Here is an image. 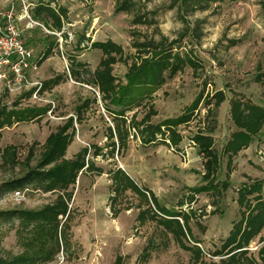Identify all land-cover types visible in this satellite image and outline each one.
<instances>
[{"label": "rangeland", "instance_id": "obj_1", "mask_svg": "<svg viewBox=\"0 0 264 264\" xmlns=\"http://www.w3.org/2000/svg\"><path fill=\"white\" fill-rule=\"evenodd\" d=\"M45 1H51L53 7L66 8L62 30L50 31L40 23L32 32L23 30L22 37L25 42L30 38L36 40L35 45L28 46L32 60L42 57L50 42L54 44L52 52L38 64L36 71H27V82L19 88L8 91L1 86L0 100L8 106L15 101L19 107L49 105L50 110L39 121L4 128L0 146L15 145L21 160L33 148L37 158L48 134L68 116L75 119L76 108L88 101L82 121L74 123L75 136L67 156L84 146L89 147L90 154L94 145L103 147L102 155L94 160L104 169L101 175L84 173L77 179L71 201V249L51 264H112L118 254L124 257V264H192L191 253L181 249L172 235L165 233L155 221L139 223V199L135 194L127 191L111 202L109 171L115 167L125 170L141 188L153 192L165 208L194 212L190 216L192 235L209 258L208 252L219 246L240 218L238 189L264 179V128L231 163L222 154L224 144L236 129L229 115L230 100L238 95L264 106L262 0H223L204 8L180 7L172 0H134L131 15L115 13V0ZM28 2L34 6L37 0ZM12 5L20 12L19 0H0V11H7ZM136 15L143 23L132 22ZM107 40L124 49L127 61L113 65V73L122 83L126 82L128 65L138 56L133 41L162 40L164 45L173 47V51L195 61V66L186 65L173 77L166 73V82L152 95L151 103L157 111L153 123L181 115L199 94L207 98L222 90L225 101L215 114L207 113L204 99L199 103L192 119L178 127L183 140L177 151L164 144L144 145L139 138L130 136L127 148L116 150L111 158L106 135L113 121L105 109V102L95 87L77 82L70 75L71 66L80 71L84 68L94 71L102 53L90 44ZM58 75L65 79L51 89L38 91L36 96L34 90L31 97H26V92L38 86L33 82L42 86ZM258 76L260 81H257ZM143 112V107L137 109L138 119ZM131 114L128 112L127 116ZM210 127L213 128L214 148L222 156L220 167L213 188L195 193L190 201L191 188L206 186L202 180L204 159L192 143V137L199 129ZM12 175L0 159V185ZM19 192L20 195L4 192L0 196V210L38 208L55 196L28 189ZM261 196L264 198V187ZM180 201H183L182 206H179ZM118 209L120 211L115 214ZM5 230L4 225L0 226L1 233ZM1 245L5 250H17L13 231L4 235ZM147 246H150V256L142 262L141 255ZM251 246L254 248L257 244L252 243L250 249Z\"/></svg>", "mask_w": 264, "mask_h": 264}, {"label": "trees", "instance_id": "obj_2", "mask_svg": "<svg viewBox=\"0 0 264 264\" xmlns=\"http://www.w3.org/2000/svg\"><path fill=\"white\" fill-rule=\"evenodd\" d=\"M220 1L223 0H172V3H178L180 7L204 8L210 3ZM134 7V0H115L114 12L131 15L134 13ZM261 8L264 10V0L261 1ZM30 12L34 20L55 32L62 30L63 19L67 14L65 7H53L51 1L45 0H37ZM132 22L143 23L141 17L137 15L133 16ZM24 30L34 31L33 28ZM82 41L83 39L78 42L79 46ZM35 42L36 40L32 38L27 42L23 40L27 49L28 46L35 45ZM53 45L50 42V45L46 46L38 64L49 57ZM132 45L137 49L138 56H135L128 65L125 83L119 82L113 73L115 63L127 61L124 49L111 40L91 42L90 46L102 53L94 71L85 68L80 71L71 66L70 75L77 82L95 87L101 100L105 102V109L113 121V127L107 128L106 135V139L109 140L106 146L110 147L108 155L111 158L114 157L116 150L120 152L127 148V139L130 136L139 138L144 145L164 144L177 151L183 140L178 127L192 119L203 99L207 113L215 114L225 101V94L222 90L207 98L199 94L181 115L153 123L152 118L157 111L151 103L152 95L166 82V73L168 77H173L184 66L193 67L196 63L191 57L181 56L178 51H173V47L164 45L162 40L133 41ZM141 51L143 52L139 53ZM64 79L63 75H58L45 81L39 90L40 93L51 89ZM257 81H260V76L257 77ZM34 90L35 88H32L26 92V97H31ZM146 100L149 104L145 103ZM87 102L76 108L75 119L68 116L55 131L48 134L37 158L33 148H30L28 154L21 160L15 145L0 146L2 164L13 173L0 185V196L4 192L24 189L55 195L51 201L38 208L18 207L0 210V226L6 227L4 233L0 232V264H51L60 253L70 252L71 201L76 181L84 173L97 175L104 173V169L97 166L94 160L98 155H102L103 147L94 145V150L90 154L89 147L84 146L72 156H67L68 147L75 136L74 123L82 121L84 111L88 109L84 108L87 107ZM139 107L144 109L140 119L137 117ZM49 110V105L19 107L18 101H15L8 106L0 100V140L4 128L16 123L39 121ZM128 112H132L130 117L127 116ZM229 115L236 129L224 144L222 154L227 156L228 163H231L241 151L252 144L254 138L264 128V106L236 95L230 100ZM212 131V127L207 130L199 129L192 137V143L204 159L202 180L206 182V186L191 188L190 201L195 193L213 188L220 167L222 156L214 148ZM109 177L111 202L124 196L127 191L135 194L139 199L137 215L139 223L155 221L165 233L172 235L181 249L191 253L192 264H264V198L261 196L264 179L255 180L238 189L240 218L232 225L219 246L208 252L207 258L205 251L197 245L200 243L199 240L192 235L190 216L194 212L181 208L178 210L165 208L158 202L153 192L141 188L122 168L111 169ZM215 190L218 191L217 188ZM182 204L183 201H180L179 206ZM119 211L115 210V214ZM10 231L14 233L16 251L5 250L1 245L4 235ZM254 242L257 248L253 251L250 245ZM150 244L152 245V241ZM149 247L147 246L141 255L142 262L150 256ZM112 264H124V257L116 255Z\"/></svg>", "mask_w": 264, "mask_h": 264}, {"label": "built area", "instance_id": "obj_3", "mask_svg": "<svg viewBox=\"0 0 264 264\" xmlns=\"http://www.w3.org/2000/svg\"><path fill=\"white\" fill-rule=\"evenodd\" d=\"M19 1L20 12L15 10L14 5L7 11H0V87L4 86L8 91H13L19 88L20 84L27 82V70L36 71L41 58L40 56L36 61L32 60L33 56L22 40L24 29L41 24L32 17L30 12L32 4L28 0ZM33 85H38L33 93L36 96L41 85L39 82H33ZM14 194L20 195V192L15 191ZM252 247L251 249L257 248V246ZM58 258H63L62 253Z\"/></svg>", "mask_w": 264, "mask_h": 264}, {"label": "crops", "instance_id": "obj_4", "mask_svg": "<svg viewBox=\"0 0 264 264\" xmlns=\"http://www.w3.org/2000/svg\"><path fill=\"white\" fill-rule=\"evenodd\" d=\"M243 151H244V150H243ZM241 152H242V151H241ZM241 152H240V153H241ZM240 153H239V154H240Z\"/></svg>", "mask_w": 264, "mask_h": 264}]
</instances>
